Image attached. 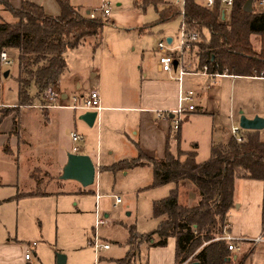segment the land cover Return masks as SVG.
Returning a JSON list of instances; mask_svg holds the SVG:
<instances>
[{"label": "crops", "instance_id": "crops-1", "mask_svg": "<svg viewBox=\"0 0 264 264\" xmlns=\"http://www.w3.org/2000/svg\"><path fill=\"white\" fill-rule=\"evenodd\" d=\"M9 1L14 9L21 8L23 2L28 1L41 6L50 16L57 17L61 13L56 0ZM199 5L205 6V4ZM1 9H5L4 6ZM161 36L163 37L161 42L164 40L175 42L174 36L170 33L162 32ZM101 44L98 37H93L88 38L75 49L82 50L83 48L84 51L79 52L87 56V62L86 59L84 60V69L72 71L67 60V68L55 86L61 94L56 104L66 107L42 108L41 106L48 102L43 95H38L36 87L37 95L35 98L30 95L32 105L29 106L6 103L3 98H0L5 106L12 107L7 108L11 111L8 116L1 118L0 115V149L6 157H11L14 161H9L12 164L9 170L5 171L6 174L10 172L11 175L15 171V178L11 176L7 185L13 184L11 187H16L21 195L37 193V196L48 197L56 194L47 192V188L55 182V178L63 174L68 155L73 153L75 145L70 139L71 146L66 150L60 149L62 133L65 135L66 131H69L70 138L72 132H78L84 136V142L79 144L81 149L79 154L88 155L92 159L93 155H96V163L94 159L93 161L98 167L97 185H100L103 177L112 183L120 174L124 178L132 176L129 182L140 185V187L149 183L154 176L153 169L149 165L118 173L109 170V167L117 163L139 158L140 152L148 158L163 160L168 149L174 155H177L180 150L195 151L197 162L203 163L198 160L199 154L196 148L199 145L192 142L197 141L198 137L202 139L201 134H206L208 130L206 123L202 120L210 118L214 122L215 115L222 113V92L227 86L225 81L229 80L233 86L234 81L239 78H251L228 75L212 78L187 74L180 83L177 80V73H167L161 70L157 56L151 52L148 53L141 49L142 57L138 67V64L133 61L136 48L126 51L120 46L117 50L111 49L106 52L99 49ZM157 53L160 55L158 49ZM192 54L198 58V50ZM98 55L99 59L95 61ZM92 62H95V65ZM96 62H98L97 66ZM189 68L191 71L201 70L199 63L197 67ZM85 69L88 74L93 73L94 85L90 84L89 79L86 81L84 78ZM257 79L264 80V78ZM210 82L213 85L209 84ZM181 88L196 92L193 103L195 110L186 115V125L183 124L180 131L175 132L171 120L163 115L178 107ZM92 91L99 92L102 110L95 125L89 127L83 121L78 122L77 112L80 110L70 107L74 104L73 97H80L82 101ZM35 100L38 103H34ZM229 114L232 123L237 122L236 120L240 121L241 117L238 114L245 115L249 119L256 116L264 118V112L261 109L256 108L248 112L245 106L237 107L232 99H230ZM17 115L18 129L15 131L13 124ZM214 127L216 131V126ZM220 132L222 136L219 142L212 140L213 146L220 142L227 143L230 140L231 131L224 128ZM259 132L261 137L262 130ZM195 133L197 138L193 136ZM187 140H190L192 146L196 148L190 151L182 150V143ZM66 182H69V188L57 192L58 194L68 195L75 192L83 194L87 193L88 188L93 187L84 188L80 183L71 180ZM2 183L4 180L1 182L0 179V187H5L6 185ZM29 188L36 192L29 191ZM187 189V194L182 192L183 201L189 206H195L199 197L193 185L187 184ZM97 190L96 187V191H93L95 195ZM263 201V181L236 180L234 207L227 216L229 227L227 233L239 239L237 245L240 250L233 253L240 256L247 254L243 264H264ZM161 220L159 219L160 222ZM257 239L261 240L257 242ZM141 247L147 248L148 251L144 257V263L141 262L139 253ZM12 248L10 244L0 245V264H25L24 256L11 259ZM175 251V238H170L167 246L160 248L150 247L147 243H143L139 247L134 264H176ZM28 252H30L29 249L26 253Z\"/></svg>", "mask_w": 264, "mask_h": 264}, {"label": "trees", "instance_id": "trees-1", "mask_svg": "<svg viewBox=\"0 0 264 264\" xmlns=\"http://www.w3.org/2000/svg\"><path fill=\"white\" fill-rule=\"evenodd\" d=\"M56 1L61 13L54 17L32 2L25 1L21 8L14 9L9 0H0L17 20L0 21V54L7 51L17 55L19 106L32 105V86L37 88L38 95L49 88L57 91L56 83L67 68V53L88 38L98 37L105 26L104 20L82 14L70 0ZM261 1L255 0L252 11H246L248 0H234L230 20L226 22L222 20V0H217L212 8L199 5L196 0L186 1L184 21L189 29L201 35L197 45L200 68L207 66L211 74L264 78V12L256 6ZM140 2L158 4L160 0ZM179 15L178 9L169 7L161 12L160 21L168 23ZM253 35L260 38L259 50L253 46ZM10 112L4 109L1 118ZM17 118L18 115L13 124L15 131ZM245 138L243 143L231 137L227 143L214 145L211 158L203 163L197 162L195 151L180 150L174 155L168 149L163 160L148 158L140 152L137 159L109 167L119 172L149 165L154 174L151 187L175 185L166 199L154 204V217L162 219L157 230L140 235L132 228L128 254L116 264H134L141 244L166 247L170 238L176 240V264L187 261L188 264H243L247 254L231 252L228 243L220 238L225 234L228 213L234 207L236 180L264 182V142L260 132L245 131ZM187 184L193 185L199 197L195 206L183 201L182 192L188 193ZM262 226L264 230V201Z\"/></svg>", "mask_w": 264, "mask_h": 264}, {"label": "rangeland", "instance_id": "rangeland-1", "mask_svg": "<svg viewBox=\"0 0 264 264\" xmlns=\"http://www.w3.org/2000/svg\"><path fill=\"white\" fill-rule=\"evenodd\" d=\"M137 1L70 0V3L77 7L82 14L96 12L98 18L104 20L105 26L98 36L99 42L102 43L99 48L101 51L117 50L120 46L126 51L136 48L133 61L139 67L142 57L141 49L156 55L159 62L160 55L157 53V47L163 38L162 32L172 34L176 45L179 44V31L183 17L179 15L171 22H161V12L165 9L175 7L181 11V7L173 6L165 0H160L158 4L147 5L142 4L140 0ZM196 2L205 4L206 0H196ZM103 6L110 10L108 17H105L100 11ZM1 8L0 4V21L7 23L17 21L10 11ZM258 10L264 12V8H258ZM252 43L256 50L260 49V38L257 35H253ZM81 49L67 53V60L72 71L85 68L84 60L86 59L87 62V56L79 52L84 51L83 48ZM195 51L197 48L192 53ZM192 53H189L188 65L194 68L197 67L199 61L197 56ZM9 55L14 58V63L11 66H0V97L6 103L18 104L19 66L17 55L15 52H11ZM98 59L99 55L95 61ZM94 63L92 62L93 65H95ZM97 65L98 62H96ZM189 71H191L190 68ZM6 72H9L8 77L4 76ZM92 77L93 73L90 75L85 69L84 78L86 81L89 79L90 84L94 85L95 81L92 80ZM234 82L232 86L229 80L225 81L227 86L222 92V113L215 115L214 122L210 118L202 120L206 123L208 130L206 134H201L202 139L198 137L197 141H192L199 147H193L190 140L182 143L181 149L184 151L197 149L200 162H206L211 158L212 140L219 142L222 136L220 130L226 128L231 131L234 125L240 126V121L236 120L237 122L232 123L229 118L230 99L239 108L245 106L248 112L256 108L264 112V80L239 78ZM30 95L33 98L36 97L35 86L31 87ZM47 102L49 103L48 100ZM34 103L38 102L35 100ZM7 108L12 107L1 108L0 113ZM83 114V111L77 112L78 122L82 121L80 117ZM238 116L243 115L238 114ZM185 119H183L182 125H186ZM261 133L260 139L264 142V130ZM193 136L197 138L196 133ZM70 139L69 131H66L65 135L62 133L60 149L66 150L71 146ZM93 159L96 163L95 154ZM9 161L14 162L11 157H6L3 150L0 149V179L1 182L4 180L2 184L6 185L0 187V245L10 244L13 247L10 255L12 260L14 257L16 259L25 257L24 254L29 249L32 256L30 264H56V261L58 264V255L65 256L67 264H116L118 260L125 258L128 254L132 228H135L140 235H149L157 230L160 221L154 217V204L166 199L174 188V185L151 187L154 176L150 182L148 181L149 183L140 187V185L129 182L132 176L124 178L121 174L112 183L103 177L100 185H97V173L96 182L93 187H87V193L78 194L75 192L74 194L60 195L57 192L66 190L70 185L69 182L61 180L62 175L60 174L61 176L55 178V182L47 188V192L56 193L55 195L48 197L22 196L16 187H11L13 184L7 185L11 176L13 179L15 178V171L13 175L10 172L9 174L5 173L12 164ZM96 187L98 190L95 195L93 191H96ZM28 190L36 192L31 188ZM116 197L121 199L118 205L115 204ZM97 217L106 221L98 228L97 236L102 244L110 245L109 250L100 252L98 260L92 247V241L96 234ZM34 243L37 244L35 249ZM139 253L141 262L144 263V257L148 253L147 248L141 247Z\"/></svg>", "mask_w": 264, "mask_h": 264}, {"label": "built area", "instance_id": "built-area-1", "mask_svg": "<svg viewBox=\"0 0 264 264\" xmlns=\"http://www.w3.org/2000/svg\"><path fill=\"white\" fill-rule=\"evenodd\" d=\"M169 2L173 6H180L181 11L180 15L183 17V22L179 31V44L176 45L174 41L164 40L158 44V52L160 53L159 65L163 72L167 73H177L178 77L177 80L182 83L183 78L187 74H194V75H203L208 77H219V74H211L208 71V67L204 66L201 70L196 71H189L188 65V56L189 53H192L194 49L198 48L197 45L200 42L201 35L199 32L195 30H191L188 28L186 22L184 21L186 16V1L187 0H165ZM217 0H206L205 7L212 8ZM234 0H222L223 10H222V20L228 21L230 20L231 10L233 6ZM258 8H264V0L261 2L256 3ZM100 11L103 13L105 17L110 15V10L107 9L106 6H103ZM89 16L92 19L98 18L96 12L92 13L89 12ZM199 61V58H198ZM14 63V58L9 55L7 51H3L0 54V66H11ZM175 63H177V67H175ZM1 96V91H0ZM43 97L49 101L48 104H44L42 108H57V107H66V106H58L56 104L57 100L61 98V94L49 88L43 94ZM196 92L193 90H185L181 88L179 94V104L178 107L173 111H168L163 116L170 119L172 123L173 131L179 132L183 123V119L186 115L195 110L194 102H195ZM1 98V97H0ZM55 103V104H54ZM73 105L70 107L75 110H80L83 112L86 111H94L97 112L98 115L102 110L101 106V96L99 92L92 91L89 93L87 97H84L82 101H80V97H73ZM1 100H0V109L6 108ZM98 119V118H97ZM245 131L240 126H233L231 129V136L238 142L243 143L246 141L245 138ZM71 139L74 142L73 153L79 154L81 152L79 144L84 142L85 138L82 134L78 132L71 133ZM115 204L118 205L121 202L119 197H116ZM105 220L97 217L96 220V227H95V238L92 241V247L95 251L96 259L98 260L100 252L106 251L110 249V245L102 244L97 236L98 228L105 224ZM228 226H225V234L220 240H224L228 243V248L231 252H237L240 250L238 245L236 244L239 239H236L229 233H227ZM261 239H257V242ZM36 246V243L33 244V247ZM25 260L27 264H30L32 261V256L30 253H26ZM98 264V263H97ZM188 264V261L183 263Z\"/></svg>", "mask_w": 264, "mask_h": 264}, {"label": "water", "instance_id": "water-1", "mask_svg": "<svg viewBox=\"0 0 264 264\" xmlns=\"http://www.w3.org/2000/svg\"><path fill=\"white\" fill-rule=\"evenodd\" d=\"M255 0H248L245 5L246 11H252ZM89 15V12L88 14ZM177 67V63H175ZM5 77L9 76V72H6ZM98 113L94 111H86L80 117L89 127H93L97 121ZM240 127L246 131H261L264 129V118L256 116L253 119H249L246 116H241ZM98 167L94 163L93 159L84 154L70 153L68 155V162L63 169L61 179L64 181H76L87 188L95 184L97 178ZM58 264H66V258L63 255H58ZM190 264H199L198 262Z\"/></svg>", "mask_w": 264, "mask_h": 264}]
</instances>
